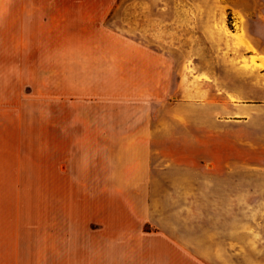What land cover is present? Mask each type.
Wrapping results in <instances>:
<instances>
[{"label": "rangeland", "instance_id": "1", "mask_svg": "<svg viewBox=\"0 0 264 264\" xmlns=\"http://www.w3.org/2000/svg\"><path fill=\"white\" fill-rule=\"evenodd\" d=\"M47 1L0 0V210L197 209L193 109L239 85L241 0H103L113 15L72 41L31 21L22 41L16 4ZM142 131L160 143L123 149ZM128 165L166 179L129 185Z\"/></svg>", "mask_w": 264, "mask_h": 264}, {"label": "crops", "instance_id": "2", "mask_svg": "<svg viewBox=\"0 0 264 264\" xmlns=\"http://www.w3.org/2000/svg\"><path fill=\"white\" fill-rule=\"evenodd\" d=\"M116 5L17 3V32L23 41L24 21H31V33L52 32L54 41L70 42L72 27L88 31L103 25ZM240 11L238 38L231 39L241 59L235 67L239 85L209 98L206 109H193V144L206 147L209 160L193 177L198 208L0 210V264H264V222L258 220L264 219V1L241 0ZM80 36L74 40H96ZM17 58L28 64L24 56ZM146 134L130 136L136 140L123 149L160 143L145 140L151 136ZM99 149L104 153L103 145ZM146 169L143 184L161 185L166 179L135 165H128L123 179L141 184Z\"/></svg>", "mask_w": 264, "mask_h": 264}, {"label": "bare ground", "instance_id": "3", "mask_svg": "<svg viewBox=\"0 0 264 264\" xmlns=\"http://www.w3.org/2000/svg\"><path fill=\"white\" fill-rule=\"evenodd\" d=\"M261 67V66H260Z\"/></svg>", "mask_w": 264, "mask_h": 264}]
</instances>
